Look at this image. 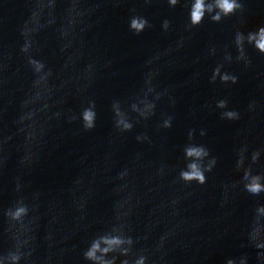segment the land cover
<instances>
[{
  "label": "water",
  "instance_id": "95a60500",
  "mask_svg": "<svg viewBox=\"0 0 264 264\" xmlns=\"http://www.w3.org/2000/svg\"><path fill=\"white\" fill-rule=\"evenodd\" d=\"M238 2L192 26L189 0H0V258L98 264L84 257L92 241L121 235L133 243L127 256L104 255L115 264H264L250 238L259 226L264 240V192L244 186L245 169L264 177V53L249 40L264 27V0ZM133 16L148 26L136 33ZM218 66L237 81H213ZM144 101L155 105L147 115L133 109ZM187 146L208 155L186 156ZM192 163L211 167L204 184L181 179ZM19 202L28 212L13 220Z\"/></svg>",
  "mask_w": 264,
  "mask_h": 264
},
{
  "label": "clouds",
  "instance_id": "9594fccd",
  "mask_svg": "<svg viewBox=\"0 0 264 264\" xmlns=\"http://www.w3.org/2000/svg\"><path fill=\"white\" fill-rule=\"evenodd\" d=\"M169 4L175 6L179 0H168ZM242 5L238 2V0H212L211 3H207L206 0H189V19L190 24L192 26L199 25L206 13H213L211 15V19L213 21H220L223 16L230 15L234 13L237 9H240ZM148 26V21L141 16H133L130 19V28L134 30L136 33H139ZM169 26V21L165 20L163 23V27L167 29ZM259 38L256 39L254 35H249V40H255V46L259 49L261 53H264V27L259 29L258 33ZM242 41V34L237 33L236 36V44L239 47ZM30 47L29 43H25L22 48V51L27 52ZM242 53L243 49L239 48ZM239 58V57H238ZM29 63L32 64L35 68L36 72H40L44 68V64L41 61L35 59H29ZM220 76V79L224 82L231 80L233 83L237 81V77L234 75H229L227 73L221 74L220 66L216 67L213 71V75L211 79L215 81L217 76ZM145 110H140L136 104L133 105V109L140 111L141 115H147V112L155 107V105L151 102L144 101ZM227 101L219 100L217 101V107L226 108ZM94 102L91 103L90 107L85 108L81 113V119L83 121V125L85 129H91L95 126L96 112L94 111ZM116 114V125L117 127L122 128L123 130H130L132 128V124L125 119L124 113L121 112L120 108H115ZM223 116H227L229 118H238V113L236 111L230 110L225 113H222ZM75 117H73L74 119ZM164 127H171V117L164 121ZM203 134V132L201 133ZM192 133H189L191 137ZM141 137H137L140 139ZM186 156H196L202 157L208 155V150L204 146H187L184 149ZM256 154L253 155V160H255ZM213 162L215 160L213 159ZM188 171H181L180 176L184 181H197L199 184H204L206 182L205 171H210L211 167L201 168L198 167L197 164L192 163L188 165ZM244 177L246 180L245 189L251 194H259L264 192V183H261L262 177L259 174H252L250 169H245ZM28 212V208L23 202H19L14 209H9L7 215L10 216L13 220H21L23 216H25ZM257 213H264V205H261L257 208ZM258 225V224H257ZM260 227L255 226L250 233V238L252 241L256 242L255 246L257 248H264V240H258L260 236ZM101 241L106 245L101 248ZM133 240L130 236H121V235H105L100 237L99 239H95L92 241L90 247L84 252L85 259L93 262H98V264H115L117 260V256L113 255L111 259H104V255L108 253H116L119 252L120 255L127 256L130 249L127 247H122L123 245L131 246ZM100 252L101 255H97ZM8 259L12 262V264H18L20 260V255L17 253H10L8 257L0 258V264H3V260ZM146 257L143 255L139 256L134 264H145ZM121 264H129L127 259L121 261ZM226 264H237V261L233 258H228L226 260ZM240 264H246V257L240 258Z\"/></svg>",
  "mask_w": 264,
  "mask_h": 264
}]
</instances>
